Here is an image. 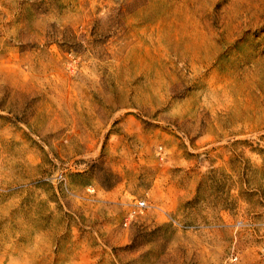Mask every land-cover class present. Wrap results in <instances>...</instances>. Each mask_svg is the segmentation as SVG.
Segmentation results:
<instances>
[{"label":"rangeland","instance_id":"rangeland-1","mask_svg":"<svg viewBox=\"0 0 264 264\" xmlns=\"http://www.w3.org/2000/svg\"><path fill=\"white\" fill-rule=\"evenodd\" d=\"M0 264H264V0H0Z\"/></svg>","mask_w":264,"mask_h":264},{"label":"built area","instance_id":"built-area-1","mask_svg":"<svg viewBox=\"0 0 264 264\" xmlns=\"http://www.w3.org/2000/svg\"><path fill=\"white\" fill-rule=\"evenodd\" d=\"M150 208L151 207L146 200H137L133 205L130 206L127 216L124 220V226L128 227L131 225L136 219L143 216Z\"/></svg>","mask_w":264,"mask_h":264}]
</instances>
